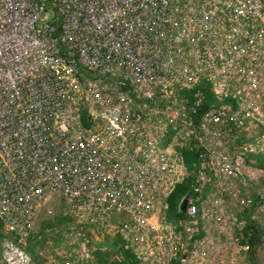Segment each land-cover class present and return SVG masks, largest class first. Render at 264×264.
Instances as JSON below:
<instances>
[{"label": "built area", "instance_id": "built-area-1", "mask_svg": "<svg viewBox=\"0 0 264 264\" xmlns=\"http://www.w3.org/2000/svg\"><path fill=\"white\" fill-rule=\"evenodd\" d=\"M217 1L0 0V256L14 264L32 258L23 239L51 197L81 222L86 211L105 213L103 223L116 206L126 208L143 232L159 196L186 178H175V164L160 166L164 156L155 151L158 140L177 132L176 114L189 126L183 136L189 145L200 144L199 159L209 158L204 119L238 127L223 118L226 111L253 115L252 106L240 104L250 92L237 84L253 82L239 74L245 58L263 65L264 32L249 39L241 33L248 8L231 4L223 21ZM201 82L214 102L194 124L202 97L190 100L185 91ZM226 100L237 106L215 105ZM258 119L264 127V117ZM127 136L136 148L116 150L114 143H129ZM179 156L187 172L181 150ZM199 184L196 179L193 190ZM165 237L160 229L146 236L144 262L156 254L181 264L173 248L148 249Z\"/></svg>", "mask_w": 264, "mask_h": 264}, {"label": "rangeland", "instance_id": "rangeland-1", "mask_svg": "<svg viewBox=\"0 0 264 264\" xmlns=\"http://www.w3.org/2000/svg\"><path fill=\"white\" fill-rule=\"evenodd\" d=\"M225 2L229 5L217 1L216 9L221 19L224 21L228 16L231 4L242 5L240 10L245 13V8H248V15L244 18L248 22V29L241 30V33L249 39H258L256 34L264 32V18L260 11L264 8V0H256V4L252 3L248 7L240 0ZM253 14L255 18L251 24ZM244 19L240 21L243 26ZM239 74L244 80L253 81H239L237 84L250 92L240 104L252 106L255 111L253 115L238 112L236 116L226 111L223 118H234V124H239L238 127L229 125L224 128L222 124L225 121L220 123L211 118L204 119L201 125L202 143L207 145L205 148L208 149L209 158L199 159L195 155L192 170L187 169L186 172L183 168L179 152L184 146L190 145L186 139L188 137H183L189 126L181 113L176 114L177 132L167 133L158 140L155 151L164 156V161L159 160V165L170 168V165L175 164L177 180L182 175L193 179L189 193L178 201L180 208L182 200L187 198L182 218L173 219L170 216L167 210L168 193L161 194L156 200L146 225L149 224L143 232L133 225L126 208L116 206L103 223L105 213L95 216L91 211H86L85 222H81L78 219L83 218L75 216L67 203L51 197L49 202L40 206L30 235L23 239L26 245L30 242L31 246L40 250L42 256L38 255V261H35L28 255L21 264H140L139 261L141 264H177L175 258L169 263V256L156 254L151 256V261L142 260V241L150 232L159 229L165 232V242L149 245L148 249L161 246V251H167L173 248L181 264H221L222 261L223 264H231L232 261H235L233 264H251L246 244L253 236L259 241L254 245L252 261L254 264H264V127L261 125L262 120L258 119L264 117V63L255 66V62L245 58ZM201 90L206 93L204 89ZM201 90L197 89L199 93ZM222 103L237 106L229 100L218 101L215 105L220 106ZM247 109L251 110L250 107ZM251 116L255 119L251 120ZM239 120L243 123H239ZM127 140L129 143L126 144L114 143L116 150L118 146L125 145L130 153L136 148L137 145L130 142L128 136ZM190 144L200 148L197 141H191ZM151 160L158 162L155 154ZM196 179L200 182L197 191L193 190L197 185H193ZM190 200L196 206L194 216L187 213ZM249 221L252 227H249ZM141 233L145 236L142 241L132 237L133 234ZM147 240L151 241L149 236ZM242 240L246 243L240 244ZM182 257H186L187 261L183 262ZM0 264L14 263L1 255Z\"/></svg>", "mask_w": 264, "mask_h": 264}, {"label": "trees", "instance_id": "trees-1", "mask_svg": "<svg viewBox=\"0 0 264 264\" xmlns=\"http://www.w3.org/2000/svg\"><path fill=\"white\" fill-rule=\"evenodd\" d=\"M204 89L206 91V93L204 94V92H202L201 89ZM197 89L201 90V93H199L197 91ZM186 93L189 94V98L190 100H194V94L195 93H199V95H201L202 97V101L199 103V105L197 106V110L192 113L193 114V123L197 124L199 117L201 114H203L204 111H206V109L209 107V105L211 104V102L214 101V97L212 92L210 91L209 85L206 82H201L199 85H197L194 88H191L190 90L185 91ZM192 152V153H191ZM197 148L196 146H194L193 144H190V148L184 146L181 149V154L183 157V160L185 162V165L187 167V169L189 171L192 170L193 167V162H194V156L197 155ZM193 181V179H190L187 177L183 182L177 184L173 190L170 192L169 197L167 199V210L170 214V216L173 219H179L182 218L184 215L185 211L180 210L179 205H178V201L182 198V196H185L186 193L188 192L191 182ZM189 193V192H188ZM252 222L249 221V227H252ZM257 232V231H254ZM2 238V233L0 232V239ZM257 241H259L256 237L254 238V236L252 238H249L248 244L247 245V249H248V258L251 262V264H254L252 261V257H253V252H254V245L257 244ZM245 240L240 241V244H245ZM25 250L31 254L32 259L35 261H38V254L35 251V247L31 246V243L29 242L26 246H25ZM126 255V254H125ZM131 264V263H130Z\"/></svg>", "mask_w": 264, "mask_h": 264}, {"label": "water", "instance_id": "water-1", "mask_svg": "<svg viewBox=\"0 0 264 264\" xmlns=\"http://www.w3.org/2000/svg\"><path fill=\"white\" fill-rule=\"evenodd\" d=\"M186 203H187V198H184V199L182 200L181 204H180V209H181L182 211L185 210V208H186Z\"/></svg>", "mask_w": 264, "mask_h": 264}, {"label": "bare ground", "instance_id": "bare-ground-1", "mask_svg": "<svg viewBox=\"0 0 264 264\" xmlns=\"http://www.w3.org/2000/svg\"><path fill=\"white\" fill-rule=\"evenodd\" d=\"M192 153V152H191ZM180 228V227H179ZM200 231V230H199ZM216 233V232H215ZM231 258V257H230Z\"/></svg>", "mask_w": 264, "mask_h": 264}]
</instances>
